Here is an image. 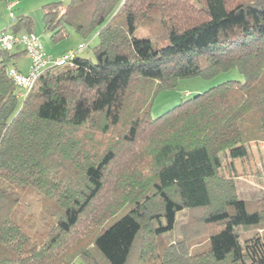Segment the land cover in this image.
I'll return each mask as SVG.
<instances>
[{"label": "trees", "instance_id": "trees-1", "mask_svg": "<svg viewBox=\"0 0 264 264\" xmlns=\"http://www.w3.org/2000/svg\"><path fill=\"white\" fill-rule=\"evenodd\" d=\"M198 2L48 1L52 41L73 30L88 43L82 52L98 33L95 59L78 52L47 67L25 98L8 69L26 51L0 48V264H264V197H241L222 172L223 155L235 169L264 143V0ZM33 26L23 15L10 31ZM233 69L243 81L151 116L155 97L181 79ZM29 188L43 196L44 234L17 220ZM186 209L211 229L206 246L160 252L155 239Z\"/></svg>", "mask_w": 264, "mask_h": 264}, {"label": "rangeland", "instance_id": "rangeland-1", "mask_svg": "<svg viewBox=\"0 0 264 264\" xmlns=\"http://www.w3.org/2000/svg\"><path fill=\"white\" fill-rule=\"evenodd\" d=\"M48 1L53 0H1L0 1V32L3 30L10 31L11 25L18 17L27 15L34 21V32L40 37L46 51L50 53L52 48L57 51L64 52L71 44L74 37L78 38L73 30L71 35L64 38L61 41L53 42L51 33L44 29L43 5ZM69 0L62 2L68 3ZM196 5H199L198 0H193ZM14 3L13 9L9 7V3ZM144 29L139 30L138 35L145 34ZM97 36L93 35L86 42H90L84 52L80 54L95 59L93 48L98 43ZM53 46V47H52ZM20 50L14 49L11 53L19 52ZM26 54V53H25ZM22 52L18 59H16V65L20 64L21 59L23 63H28V57ZM64 55L61 54V56ZM11 66H14V61L10 62ZM228 80H240L243 81L244 77L239 73L238 69H233L227 72L220 73L213 78L192 77L181 79L174 88L162 90L154 99L153 107L151 110V116L153 118L165 113L169 109L173 108L182 101L184 98L192 97L198 93H202L213 86H217ZM190 95H186V94ZM249 157L245 160H237L232 165L235 169L231 168L232 159H229L223 155V170L222 172L228 176H235V183L237 185L238 194L246 199H262L264 197V143L260 146L251 145L249 150ZM21 206L17 211V220L25 230L31 234H44L48 230L49 218L44 210H46L42 204V193L33 189H26L23 191ZM132 207L130 204L121 207V209L114 214L109 220L105 221L104 226L109 227L117 220L122 218L128 213ZM201 213H191L190 211L183 210L177 214L175 227L169 231H166L163 235L158 236L155 239V246L160 252L168 244L176 245L181 241H186V245L191 254L203 249L208 242V233L211 230L209 227L205 231L202 226H198L199 217ZM264 227V226H263ZM260 234L264 235V228H260ZM243 238L251 235V232L244 231L242 233ZM139 251V246L136 249V253ZM74 264H83L80 259H77Z\"/></svg>", "mask_w": 264, "mask_h": 264}, {"label": "built area", "instance_id": "built-area-1", "mask_svg": "<svg viewBox=\"0 0 264 264\" xmlns=\"http://www.w3.org/2000/svg\"><path fill=\"white\" fill-rule=\"evenodd\" d=\"M11 9L15 4H8ZM40 37L34 32L15 33L13 31L3 30L0 32V48L5 50H12L16 47H22L26 51V55L30 57V66L28 72L23 73L16 67L8 69L10 77L14 80L18 87H20L19 96L25 98L30 93L38 81L41 73L51 66L64 65L70 63L77 56V53L84 49L88 43H83L74 50H70L64 55L59 57H53L48 55Z\"/></svg>", "mask_w": 264, "mask_h": 264}, {"label": "crops", "instance_id": "crops-1", "mask_svg": "<svg viewBox=\"0 0 264 264\" xmlns=\"http://www.w3.org/2000/svg\"><path fill=\"white\" fill-rule=\"evenodd\" d=\"M53 1H58V0H53ZM61 1H64V0H61ZM97 34H98V33H96L95 36H96ZM70 35H71V32H70L69 36H70ZM71 37H74V38H73L71 44L67 47V50H65L64 52L62 51V53H61V51H57V50H55V48H52V49L50 50L49 55H51V56H53V57H59V56H61V54L66 53V52H68V51H70V50H72V49H74V48H77V47H79L81 44H83V43L85 42V41L81 40V38H78V37H76V36H71ZM52 47H53V46H52ZM82 52H84V50H83ZM80 53H81V52H80ZM80 53H79V54H80ZM24 54H25V53H24ZM25 56H26V55H25ZM27 57H28V56H27ZM22 60H23V59H21L20 64L16 65V67H18V69H20L21 71L26 72V71L28 70L27 67L29 66V58H28V63L26 62L25 64L23 63Z\"/></svg>", "mask_w": 264, "mask_h": 264}]
</instances>
